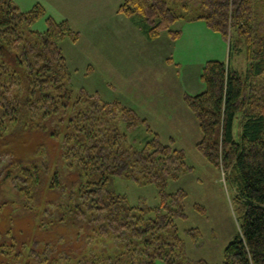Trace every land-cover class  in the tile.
<instances>
[{"label": "trees", "instance_id": "obj_1", "mask_svg": "<svg viewBox=\"0 0 264 264\" xmlns=\"http://www.w3.org/2000/svg\"><path fill=\"white\" fill-rule=\"evenodd\" d=\"M36 9L22 12L0 0V183L9 180L25 209L43 213L49 231L31 225L34 216L26 219L33 233L11 225L0 233V264H208L184 256L177 221L188 218L187 193L167 191L190 170L185 152L164 144L120 102L86 90L74 94L60 41L75 42L79 33L52 17L44 32L28 31L45 14L43 6ZM119 13L152 40L167 32L177 41L178 21H204L229 43L230 57L248 61L245 72L230 61H208L206 90L183 99L200 124L198 152L237 190L239 233L223 264H264V0H125ZM239 113L241 142L234 137ZM118 119L129 130L146 126L151 138L140 149L127 147ZM113 177L155 185L159 204L128 205L109 190Z\"/></svg>", "mask_w": 264, "mask_h": 264}, {"label": "rangeland", "instance_id": "obj_2", "mask_svg": "<svg viewBox=\"0 0 264 264\" xmlns=\"http://www.w3.org/2000/svg\"><path fill=\"white\" fill-rule=\"evenodd\" d=\"M7 1L22 12L35 11L38 5L44 7L45 14L36 18L28 31L44 32L47 18L52 17L67 21L79 33L75 42L70 38L60 41L67 59L68 84L74 94L86 90L98 93L105 102H120L146 119L164 144L185 152L190 170L167 186L170 193L179 190L187 193L188 218L177 221L182 252L193 263L223 264L226 248L239 233L237 190L220 168L198 152L197 144L202 140L200 124L186 106L183 95L195 96L206 90L201 76L208 61H230L234 68L245 72L249 65L246 58L230 57L229 43L204 21H178L173 26L182 34L177 41H172L167 32L155 40L149 39L138 28V22L119 13L124 0ZM242 121V114H237L234 122L237 142L242 139ZM116 124L126 135L129 148L140 149L151 138L146 126L129 130L120 119ZM108 188L137 208L148 210L160 202L158 188L153 184L113 177ZM36 213L25 209L24 196L9 180L0 183V233L11 225L15 231L33 233L26 220L28 216H34L31 225L41 223L49 231L48 219L43 213L40 216ZM193 229L199 230L197 239L189 233ZM94 249L103 250L98 245ZM107 249L108 253L113 251L111 246ZM155 264L166 263L159 259Z\"/></svg>", "mask_w": 264, "mask_h": 264}, {"label": "crops", "instance_id": "obj_3", "mask_svg": "<svg viewBox=\"0 0 264 264\" xmlns=\"http://www.w3.org/2000/svg\"><path fill=\"white\" fill-rule=\"evenodd\" d=\"M125 1V0H124ZM184 96V95H183Z\"/></svg>", "mask_w": 264, "mask_h": 264}]
</instances>
